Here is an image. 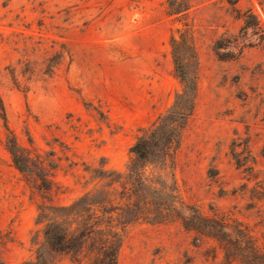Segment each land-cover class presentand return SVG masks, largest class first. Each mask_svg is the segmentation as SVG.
<instances>
[{"label":"rangeland","instance_id":"obj_1","mask_svg":"<svg viewBox=\"0 0 264 264\" xmlns=\"http://www.w3.org/2000/svg\"><path fill=\"white\" fill-rule=\"evenodd\" d=\"M177 1L171 13L167 0H0V229L14 236L0 264H41L37 252L43 264H87V250L76 259L45 246L37 206L48 201L14 167L6 136L61 157L53 203L111 192L91 168L124 175L141 129L173 105L183 83L170 37L185 28L198 59L195 107L166 164L146 166L156 194L144 215L124 224L134 209L128 194L120 201L117 264H224L212 239L182 225L187 207L241 221L264 247V0ZM56 51L64 56L49 77L41 68ZM150 211L161 222L144 218Z\"/></svg>","mask_w":264,"mask_h":264},{"label":"trees","instance_id":"obj_2","mask_svg":"<svg viewBox=\"0 0 264 264\" xmlns=\"http://www.w3.org/2000/svg\"><path fill=\"white\" fill-rule=\"evenodd\" d=\"M170 12H179L183 3L177 0H167ZM179 37H170L172 60L177 76L183 83V89L176 95L173 105L150 126L141 129L140 135L130 147L132 157L124 175L116 179L108 174L105 167L91 168L95 177H109L108 185H113L112 191L95 188L88 190L68 204L53 203L50 194L58 193L59 186L53 180V172L60 166L61 157H55V150L45 153L31 152L21 146L15 136L10 133L5 139V148L10 154L14 167L20 171L27 182L41 197L48 202L38 204L37 221L43 223V241L51 251L66 252L76 259L87 250V264H117L119 249V232L111 226L113 216L119 218L122 210L121 199L126 196L128 206L134 209L131 218H125L123 223H129L134 218L144 215L141 203L148 204L156 194V182L146 173L148 164H166L181 141L182 128L192 114L197 97V66L191 68V63L198 62L193 34L187 28L177 29ZM194 53L189 57L182 56L184 50ZM64 52L56 51L43 62L42 73L53 74L54 68L60 64ZM192 58V59H191ZM26 64L23 72L33 73ZM12 77L17 86L14 72ZM3 110V108H2ZM4 115V116H3ZM5 120V114L2 112ZM65 159L69 158L65 155ZM70 161V165H73ZM119 187L123 190L119 191ZM127 190V192H125ZM137 202V203H134ZM186 215L181 216L182 225L186 230L193 231L199 239H212L214 247L213 259L218 253L224 264H264V247L258 245L251 230L241 221H228L224 216L214 213L203 215L197 208L187 207ZM148 220L161 222L159 215L146 212ZM14 236L11 230L0 229V244L7 245ZM37 263L41 255L37 252Z\"/></svg>","mask_w":264,"mask_h":264}]
</instances>
